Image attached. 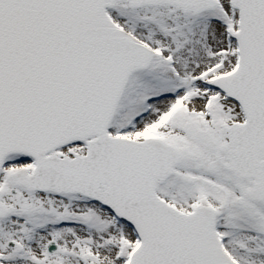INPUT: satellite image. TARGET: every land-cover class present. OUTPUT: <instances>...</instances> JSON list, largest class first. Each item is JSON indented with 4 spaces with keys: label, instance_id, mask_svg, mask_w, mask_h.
<instances>
[{
    "label": "snow or ice",
    "instance_id": "snow-or-ice-1",
    "mask_svg": "<svg viewBox=\"0 0 264 264\" xmlns=\"http://www.w3.org/2000/svg\"><path fill=\"white\" fill-rule=\"evenodd\" d=\"M0 264H264V0H0Z\"/></svg>",
    "mask_w": 264,
    "mask_h": 264
}]
</instances>
